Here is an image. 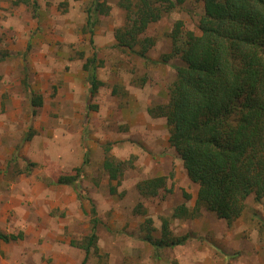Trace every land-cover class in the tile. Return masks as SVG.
<instances>
[{"label": "rangeland", "instance_id": "1", "mask_svg": "<svg viewBox=\"0 0 264 264\" xmlns=\"http://www.w3.org/2000/svg\"><path fill=\"white\" fill-rule=\"evenodd\" d=\"M13 1L0 0V233L21 237L0 239V264H61L64 253L68 264H80L84 253L70 241L90 233L92 206L98 251L86 264H264V198L255 203L250 196L230 227L207 211L171 220L173 235L189 239L164 251L160 261L141 240L144 220L159 229L160 218L183 202L182 192L194 205L197 185L168 143L165 120L147 109L167 103L173 66L180 63L173 57L163 62L171 52L166 34L182 21L198 35L203 3L186 0L150 25L143 36L155 44L143 59L115 46L114 33L125 25L120 0H100L110 10L93 34L85 27L92 0H36L35 16ZM93 55L103 85L91 95L82 64ZM35 96L41 107L31 105ZM105 148L110 158L133 165L120 179L123 197L108 192ZM61 175H77L82 200L70 186L49 184ZM159 175L170 177L172 194L141 200L136 183ZM141 202L145 213L138 214ZM53 254L58 262H51Z\"/></svg>", "mask_w": 264, "mask_h": 264}, {"label": "trees", "instance_id": "2", "mask_svg": "<svg viewBox=\"0 0 264 264\" xmlns=\"http://www.w3.org/2000/svg\"><path fill=\"white\" fill-rule=\"evenodd\" d=\"M200 1L203 14L198 35L185 30L182 21H176L166 34L171 52L163 62L173 57L179 58L180 63L173 66L175 77L167 89V103L147 109L151 117L165 120L168 143L188 179L197 185L193 206L188 203L191 195L182 192L183 202L172 207L170 216L160 218L159 229L151 218L141 224V240L150 246L154 261H160L164 251L182 246L189 239V235H173L169 229L171 220L188 221L207 211L230 227L242 217L250 196L255 203L264 198V0ZM185 2L120 0L125 25L114 33L115 46L147 59V51L155 41L143 36L146 30ZM19 4L30 7L35 16L36 0L13 1V5ZM109 10L105 2L92 0L85 10V27L90 34ZM82 69L90 94H96L103 85L97 78L96 56L87 58ZM31 103L35 108L41 107V97L35 96ZM108 151L105 148L101 163L109 182L108 192L123 197L124 189L118 191L120 179L133 165L110 158ZM169 178L159 175L138 181L135 189L139 198L165 200L173 190ZM48 181L51 185L70 186L77 198H82L77 175H61ZM141 204L134 208L138 214L145 213ZM91 213L90 233L70 241V246L84 253L81 264L98 251L99 219L93 206ZM20 237L21 234L0 233L4 242Z\"/></svg>", "mask_w": 264, "mask_h": 264}, {"label": "crops", "instance_id": "3", "mask_svg": "<svg viewBox=\"0 0 264 264\" xmlns=\"http://www.w3.org/2000/svg\"><path fill=\"white\" fill-rule=\"evenodd\" d=\"M19 5H23V4H19ZM15 6H18V5H15ZM25 6V5H24ZM105 159V157H103V160ZM102 160V161H103ZM78 183V182H77ZM80 186V185H79ZM75 192V191H74ZM76 193V192H75ZM76 197H77V194H76ZM78 199V198H77ZM81 203V202H80ZM81 206V204H80ZM18 239V238H17ZM2 241V240H1ZM13 241H16V240H13ZM4 242V241H3ZM68 255V254H67ZM69 256V255H68ZM68 256H66V254H62L61 256H59L60 260H61V264H68L69 263V260L66 261L67 258H69ZM71 257V256H70ZM51 262L55 263V262H58L59 260L58 259H55L54 257V254L51 256ZM81 264V263H80Z\"/></svg>", "mask_w": 264, "mask_h": 264}]
</instances>
